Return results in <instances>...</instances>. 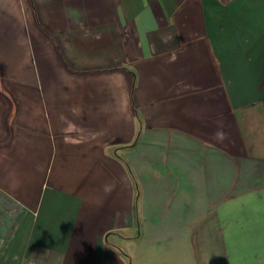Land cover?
I'll return each mask as SVG.
<instances>
[{"label":"crops","instance_id":"0c3cea01","mask_svg":"<svg viewBox=\"0 0 264 264\" xmlns=\"http://www.w3.org/2000/svg\"><path fill=\"white\" fill-rule=\"evenodd\" d=\"M0 264H264V0H0Z\"/></svg>","mask_w":264,"mask_h":264},{"label":"clouds","instance_id":"9594fccd","mask_svg":"<svg viewBox=\"0 0 264 264\" xmlns=\"http://www.w3.org/2000/svg\"><path fill=\"white\" fill-rule=\"evenodd\" d=\"M224 133L223 132H218L217 133V136H218V138H220V139H223L224 138ZM104 191H105V193H107V194H110L111 193V191H112V186L111 185H105L104 186Z\"/></svg>","mask_w":264,"mask_h":264}]
</instances>
